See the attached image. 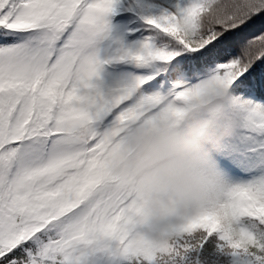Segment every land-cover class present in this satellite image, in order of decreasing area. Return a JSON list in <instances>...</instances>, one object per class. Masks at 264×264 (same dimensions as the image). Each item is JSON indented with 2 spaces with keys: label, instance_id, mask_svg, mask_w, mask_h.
<instances>
[{
  "label": "snow or ice",
  "instance_id": "1",
  "mask_svg": "<svg viewBox=\"0 0 264 264\" xmlns=\"http://www.w3.org/2000/svg\"><path fill=\"white\" fill-rule=\"evenodd\" d=\"M0 264H264V0H0Z\"/></svg>",
  "mask_w": 264,
  "mask_h": 264
},
{
  "label": "clouds",
  "instance_id": "2",
  "mask_svg": "<svg viewBox=\"0 0 264 264\" xmlns=\"http://www.w3.org/2000/svg\"><path fill=\"white\" fill-rule=\"evenodd\" d=\"M175 137H170L167 139H161L160 137H151L144 141L143 146L136 157L133 158L131 164L135 166L137 159H140L143 161V166L140 169L141 174L147 173L158 164V163H167L168 161H162L158 162L150 153L149 149L153 145H163L166 149H171L172 145L175 142ZM172 156L176 158H182L184 156L183 150H172Z\"/></svg>",
  "mask_w": 264,
  "mask_h": 264
}]
</instances>
